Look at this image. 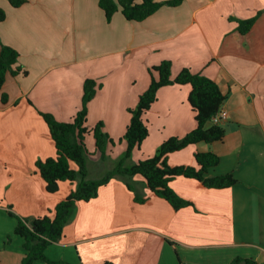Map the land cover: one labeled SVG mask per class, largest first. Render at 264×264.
I'll return each instance as SVG.
<instances>
[{"label":"crops","instance_id":"0c3cea01","mask_svg":"<svg viewBox=\"0 0 264 264\" xmlns=\"http://www.w3.org/2000/svg\"><path fill=\"white\" fill-rule=\"evenodd\" d=\"M25 1L16 8L0 0L6 13L0 51L2 44L15 48L18 65L28 72L8 75L0 90V264H20L24 257L8 212L51 215L76 188L61 182L51 194L38 173L39 160L57 156L39 112L68 122L81 109L85 81L102 84L89 103L87 125L103 122L116 145H108V160L102 161L93 137L86 139L89 178H101L125 153L127 143L120 140L131 122L129 110L150 85L149 69L163 61L172 62L173 77L188 68L227 94L224 140L191 145L171 154L169 164L195 166L197 152H214L221 161L210 174H233L238 182L209 189L177 177L170 186L193 203L177 211L142 176L131 182L147 197L144 204L134 202L125 180L112 179L95 199L78 203L47 257L68 264H231L237 258L264 264V14L246 35L237 22L263 10L264 0H184L143 22L128 21L121 12L108 21L99 0ZM190 92V85L159 91L145 116L150 135L130 164L196 128ZM4 223L11 229L5 231Z\"/></svg>","mask_w":264,"mask_h":264},{"label":"trees","instance_id":"16d2710c","mask_svg":"<svg viewBox=\"0 0 264 264\" xmlns=\"http://www.w3.org/2000/svg\"><path fill=\"white\" fill-rule=\"evenodd\" d=\"M13 7H20L25 0H9ZM184 0H99V6L110 21L117 12H121L128 21L143 22L164 6L177 7ZM264 14V9L247 20H237L238 31L246 35ZM6 13L0 8V22L5 21ZM19 52L2 44L0 51V90L3 89L7 76L27 75L19 63ZM150 85L140 95L138 104L130 109L131 122L124 137L127 149L101 178H89L90 152L86 139L92 136L97 152L102 161L108 160L107 147L116 145L108 133L104 131V123L100 122L94 128L87 125L89 103L95 98L102 84L94 79L84 83V93L81 109L68 122L58 121L50 113L39 112L48 126L49 133L55 143L57 156L36 163L38 173L51 194L60 190L61 182L75 184L76 188L61 202L51 215L42 217H22L12 212L9 215L16 220L14 234L23 240L24 257L20 264H68L64 261H53L47 257L48 248L60 242L64 237L65 227L73 219L77 205L80 202H90L95 199L99 190L108 185L112 179L120 178L126 181L128 189L134 194V202L144 204L147 197L141 194L133 185L131 179L142 176L149 190L157 197L167 201L175 210L192 206L193 203L179 196L170 186L177 177L195 179L209 189H225L235 185L238 180L233 174L211 175L210 171L220 164V157L214 152H197L196 165L172 166L169 164L171 154L182 151L191 145L199 143L213 144L222 142L225 138V128L222 124H214L213 118L223 108L227 100L217 82L202 75L183 69L176 77L172 74V62L163 61L149 69ZM173 85H190L189 105L195 115L196 128L183 137H171L165 140L156 153L149 158L130 164V159L136 149L149 137V125L145 116L158 100L162 88ZM8 95L2 94V102L7 103ZM11 241V237L7 242ZM105 264H113L106 262ZM231 264H257L250 259H235Z\"/></svg>","mask_w":264,"mask_h":264},{"label":"built area","instance_id":"2783aa9c","mask_svg":"<svg viewBox=\"0 0 264 264\" xmlns=\"http://www.w3.org/2000/svg\"><path fill=\"white\" fill-rule=\"evenodd\" d=\"M228 118V113L222 108L213 118L214 124H222Z\"/></svg>","mask_w":264,"mask_h":264},{"label":"rangeland","instance_id":"374dc122","mask_svg":"<svg viewBox=\"0 0 264 264\" xmlns=\"http://www.w3.org/2000/svg\"><path fill=\"white\" fill-rule=\"evenodd\" d=\"M9 223H4L3 224V227H4V229H5V231H8L9 229H11V228H9ZM13 236H14V234H13ZM7 244H9V242H7Z\"/></svg>","mask_w":264,"mask_h":264}]
</instances>
